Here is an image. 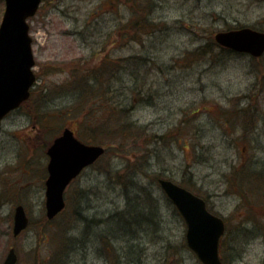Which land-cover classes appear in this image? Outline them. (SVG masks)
<instances>
[{
  "label": "rangeland",
  "instance_id": "374dc122",
  "mask_svg": "<svg viewBox=\"0 0 264 264\" xmlns=\"http://www.w3.org/2000/svg\"><path fill=\"white\" fill-rule=\"evenodd\" d=\"M28 23L36 83L0 124V264L10 248L16 264H201L159 178L227 220L223 264H264V55L214 39L264 32V0H42ZM95 123L105 153L48 220L46 151ZM17 205L30 225L14 237ZM117 211L128 231L112 235Z\"/></svg>",
  "mask_w": 264,
  "mask_h": 264
},
{
  "label": "water",
  "instance_id": "95a60500",
  "mask_svg": "<svg viewBox=\"0 0 264 264\" xmlns=\"http://www.w3.org/2000/svg\"><path fill=\"white\" fill-rule=\"evenodd\" d=\"M40 4L41 0H5L0 24V122L29 99L30 89L35 83L32 39L27 20L36 14ZM215 40L221 46L254 57L264 53V33L250 28L217 33ZM104 152L102 146L82 143L70 128H65L53 140L47 150V219L52 220L64 209L67 186ZM158 182L186 223L188 247L203 264H221L218 246L224 233L222 219L211 214L206 202L187 189L170 180L160 179ZM13 220V236L17 237L29 225L22 205L16 206ZM16 263L17 255L11 248L2 264Z\"/></svg>",
  "mask_w": 264,
  "mask_h": 264
},
{
  "label": "trees",
  "instance_id": "16d2710c",
  "mask_svg": "<svg viewBox=\"0 0 264 264\" xmlns=\"http://www.w3.org/2000/svg\"><path fill=\"white\" fill-rule=\"evenodd\" d=\"M130 24L129 25H131L132 26V23L131 22H129ZM136 24V23H135ZM138 24V23H137ZM124 110H126V109H124ZM103 124H101V123H95L94 124V129H93V136H88V137H83V136H81L79 133H77V131L75 130V133H76V135L78 136V138L81 140V141H83L84 143H87V144H96V143H102L101 142V136L103 135V133H106V134H109V133H107L106 131H104L103 130ZM105 134V135H106ZM160 138V137H159ZM183 185H185L186 187H189V186H187L188 184H186V183H184L183 182ZM191 186V185H190ZM190 188V187H189ZM175 210V209H174ZM122 213L123 212H119V211H117V212H115V214L116 215H119V219H118V217H117V221H115L114 220V222H115V228L114 227H110V228H108V232L110 233V234H116V233H118V232H121V233H124V231H128V229H127V226H128V223H126V222H129V220L128 219H125V215L122 217L121 215H122ZM144 216V214L141 212V211H136L135 212V214L132 216L133 218H134V221H138V222H141L142 220H143V217ZM106 234H104V236H105Z\"/></svg>",
  "mask_w": 264,
  "mask_h": 264
},
{
  "label": "flooded vegetation",
  "instance_id": "af4514ba",
  "mask_svg": "<svg viewBox=\"0 0 264 264\" xmlns=\"http://www.w3.org/2000/svg\"><path fill=\"white\" fill-rule=\"evenodd\" d=\"M263 32V31H262ZM245 111V110H244ZM245 149V148H244ZM245 168V166L244 165H242V168L241 169H244ZM244 170H246V169H244ZM248 170V169H247ZM222 220H223V222H224V224H225V230H224V234H223V236H225L226 235V233L230 230L229 229V226H228V223H227V220L224 218V217H222ZM245 229V228H244ZM223 236L221 237V239L223 238ZM221 239H220V243H221ZM220 243H219V250H220ZM185 245H186V243H185ZM221 257V256H220ZM223 263V262H222Z\"/></svg>",
  "mask_w": 264,
  "mask_h": 264
}]
</instances>
